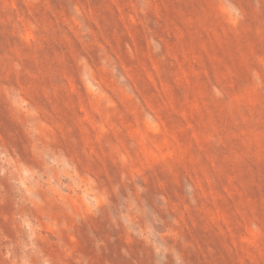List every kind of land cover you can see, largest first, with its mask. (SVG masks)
<instances>
[{
  "label": "rangeland",
  "instance_id": "1",
  "mask_svg": "<svg viewBox=\"0 0 264 264\" xmlns=\"http://www.w3.org/2000/svg\"><path fill=\"white\" fill-rule=\"evenodd\" d=\"M0 264H264V0H0Z\"/></svg>",
  "mask_w": 264,
  "mask_h": 264
}]
</instances>
